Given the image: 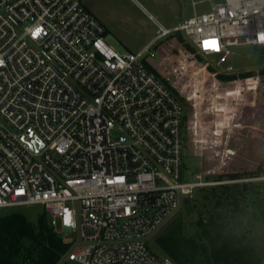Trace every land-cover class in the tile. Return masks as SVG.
I'll return each instance as SVG.
<instances>
[{
	"label": "built area",
	"instance_id": "2783aa9c",
	"mask_svg": "<svg viewBox=\"0 0 264 264\" xmlns=\"http://www.w3.org/2000/svg\"><path fill=\"white\" fill-rule=\"evenodd\" d=\"M205 1L174 29L149 15L158 39L264 49V0ZM146 63L108 44L84 0H0V211L44 207L69 245L58 264H177L148 240L184 199L252 180H184L185 107Z\"/></svg>",
	"mask_w": 264,
	"mask_h": 264
},
{
	"label": "rangeland",
	"instance_id": "374dc122",
	"mask_svg": "<svg viewBox=\"0 0 264 264\" xmlns=\"http://www.w3.org/2000/svg\"><path fill=\"white\" fill-rule=\"evenodd\" d=\"M221 2L223 0H213L214 4ZM193 3H197L196 6ZM211 8L212 3L205 0L98 1L108 44L122 54L143 52L144 59L186 101L188 124L185 130L184 180L188 182L198 181L196 176L201 175L202 182L214 183L220 175L254 171L264 158V131L259 133L253 129L262 126L264 130V78L224 82L216 77L218 74L239 75L263 69V48L232 47L228 57L193 54L185 46L186 39L183 37L182 42L173 34L162 39L159 48L144 49L158 29L149 19V14L168 27L195 13H208ZM230 67L233 70H229ZM259 80L260 90L256 93V81ZM261 178L247 182L250 183L248 198L241 203V211L237 215L243 219L247 234L259 238L264 246V180ZM217 186L199 187L184 200L200 196V188ZM205 205L203 203L194 211L191 202L183 201L176 213L148 240L150 248L159 256H167L160 253L156 239L180 220L188 225L196 222L202 216L200 213L207 217L209 209ZM12 210L23 213L33 223L46 213L42 206H30L1 210L0 218ZM70 234L69 230L64 232V235ZM73 237L78 242L80 230L73 233ZM259 264H264V255Z\"/></svg>",
	"mask_w": 264,
	"mask_h": 264
},
{
	"label": "trees",
	"instance_id": "16d2710c",
	"mask_svg": "<svg viewBox=\"0 0 264 264\" xmlns=\"http://www.w3.org/2000/svg\"><path fill=\"white\" fill-rule=\"evenodd\" d=\"M180 41L183 36L177 34ZM190 53L197 54L189 44L185 45ZM159 47L155 46L157 49ZM146 66L159 77L166 86L179 97L185 106V100L161 77L149 64ZM212 70V69H211ZM224 82L240 79L264 77V68L259 71L239 75H216ZM256 93L260 90V80L256 81ZM262 86V83H261ZM264 93V90H263ZM188 116L185 117L187 127ZM187 129V128H186ZM263 132V127H254ZM264 177V158L254 171L220 175L217 182L238 181ZM250 183L237 182L220 184L217 187L200 188L201 195L193 200L192 209L198 210L203 203L209 210L208 216L202 213L196 222L184 225L180 220L156 239L161 254L167 255L177 264H259L264 255L261 240L245 231L244 221L238 217L241 203L248 198ZM213 209L211 210V208ZM69 245L58 235L46 213L39 216L36 223L26 215L12 210L0 218V264H58L68 251Z\"/></svg>",
	"mask_w": 264,
	"mask_h": 264
},
{
	"label": "crops",
	"instance_id": "0c3cea01",
	"mask_svg": "<svg viewBox=\"0 0 264 264\" xmlns=\"http://www.w3.org/2000/svg\"><path fill=\"white\" fill-rule=\"evenodd\" d=\"M98 1L100 0H84V4L87 7V9L89 11H91L97 18H100V14H99V9H98ZM152 15V14H149ZM154 16V15H152ZM155 17V16H154ZM150 19V18H149ZM155 19L158 21V19L155 17ZM151 20V19H150ZM186 19H182L181 22L179 24H174V25H169L168 27L165 26L164 24H162L160 21H158L161 25H163L164 27L168 28V29H174L175 27L179 26L183 21H185ZM101 21V20H100ZM153 21V20H152ZM155 26L157 27V24L155 23V21H153ZM158 28V27H157ZM158 30V29H157ZM106 35H107V30H106ZM160 41L157 37V34L151 38V40L148 42V44L145 46L144 49L150 48L151 47H155V46H160ZM159 48V47H158Z\"/></svg>",
	"mask_w": 264,
	"mask_h": 264
},
{
	"label": "snow or ice",
	"instance_id": "6c2138e0",
	"mask_svg": "<svg viewBox=\"0 0 264 264\" xmlns=\"http://www.w3.org/2000/svg\"><path fill=\"white\" fill-rule=\"evenodd\" d=\"M40 32H41V29H36V30L34 31L33 35H34V36L39 35ZM206 50H207V49H206ZM216 50H218V49H216ZM229 95H231V93H229ZM18 194H22V193H18ZM65 223H66V224H70V223H71V219H70V217H67V216H66V218H65Z\"/></svg>",
	"mask_w": 264,
	"mask_h": 264
}]
</instances>
